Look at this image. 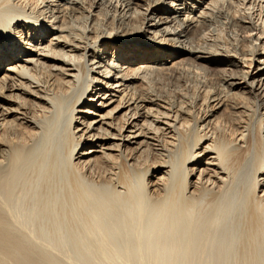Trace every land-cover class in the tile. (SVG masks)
Segmentation results:
<instances>
[{
	"label": "bare ground",
	"instance_id": "obj_1",
	"mask_svg": "<svg viewBox=\"0 0 264 264\" xmlns=\"http://www.w3.org/2000/svg\"><path fill=\"white\" fill-rule=\"evenodd\" d=\"M0 264H264V0H0Z\"/></svg>",
	"mask_w": 264,
	"mask_h": 264
}]
</instances>
